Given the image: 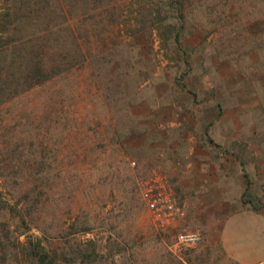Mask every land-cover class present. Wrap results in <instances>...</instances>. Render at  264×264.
Returning a JSON list of instances; mask_svg holds the SVG:
<instances>
[{
	"label": "rangeland",
	"instance_id": "374dc122",
	"mask_svg": "<svg viewBox=\"0 0 264 264\" xmlns=\"http://www.w3.org/2000/svg\"><path fill=\"white\" fill-rule=\"evenodd\" d=\"M161 1L78 0L70 24L86 62L0 105V264H227L205 238L173 247L179 232H203L189 219L157 228L142 184L168 177V164L144 114L208 92L221 72L258 69L264 81V0L172 2L185 16L181 50Z\"/></svg>",
	"mask_w": 264,
	"mask_h": 264
},
{
	"label": "crops",
	"instance_id": "0c3cea01",
	"mask_svg": "<svg viewBox=\"0 0 264 264\" xmlns=\"http://www.w3.org/2000/svg\"><path fill=\"white\" fill-rule=\"evenodd\" d=\"M257 72L239 80L221 72L208 92L162 98L161 130L154 112L144 114L145 139L163 152L169 181L185 199L182 222L201 227L206 246L227 264H264V81Z\"/></svg>",
	"mask_w": 264,
	"mask_h": 264
},
{
	"label": "trees",
	"instance_id": "16d2710c",
	"mask_svg": "<svg viewBox=\"0 0 264 264\" xmlns=\"http://www.w3.org/2000/svg\"><path fill=\"white\" fill-rule=\"evenodd\" d=\"M8 1L0 9V105L86 62L70 24L78 0ZM161 2H171L161 8L168 11L170 39L181 50L185 16L181 4L172 2L182 0Z\"/></svg>",
	"mask_w": 264,
	"mask_h": 264
},
{
	"label": "built area",
	"instance_id": "2783aa9c",
	"mask_svg": "<svg viewBox=\"0 0 264 264\" xmlns=\"http://www.w3.org/2000/svg\"><path fill=\"white\" fill-rule=\"evenodd\" d=\"M135 165L134 162L133 166ZM142 186L144 200L159 230L169 232L185 218L182 203L168 177L154 172ZM204 237L200 230L182 231L175 236L173 247L176 250L195 249L204 241Z\"/></svg>",
	"mask_w": 264,
	"mask_h": 264
}]
</instances>
